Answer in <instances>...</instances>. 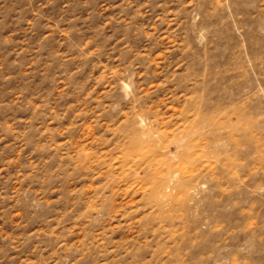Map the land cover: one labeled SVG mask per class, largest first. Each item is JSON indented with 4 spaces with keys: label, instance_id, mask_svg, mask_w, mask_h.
Listing matches in <instances>:
<instances>
[{
    "label": "rangeland",
    "instance_id": "rangeland-1",
    "mask_svg": "<svg viewBox=\"0 0 264 264\" xmlns=\"http://www.w3.org/2000/svg\"><path fill=\"white\" fill-rule=\"evenodd\" d=\"M0 264H264V0H0Z\"/></svg>",
    "mask_w": 264,
    "mask_h": 264
}]
</instances>
